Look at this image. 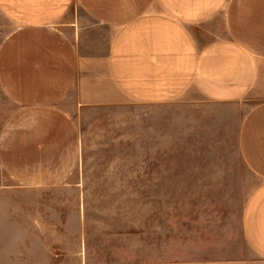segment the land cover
<instances>
[{
  "label": "rangeland",
  "instance_id": "1",
  "mask_svg": "<svg viewBox=\"0 0 264 264\" xmlns=\"http://www.w3.org/2000/svg\"><path fill=\"white\" fill-rule=\"evenodd\" d=\"M214 27L191 28L201 35ZM101 34L84 41L105 49ZM59 108L42 116L15 104L10 116L0 110V127L10 118L0 264H264L240 223L253 179L234 132L205 126L212 105L130 99ZM25 141L42 149L25 156Z\"/></svg>",
  "mask_w": 264,
  "mask_h": 264
},
{
  "label": "crops",
  "instance_id": "2",
  "mask_svg": "<svg viewBox=\"0 0 264 264\" xmlns=\"http://www.w3.org/2000/svg\"><path fill=\"white\" fill-rule=\"evenodd\" d=\"M0 21L3 114L15 104L24 115H49L65 101L212 105L205 126L234 132L253 179L240 223L264 260V0H0ZM209 21L214 28L192 31ZM97 32L105 49L84 41ZM42 146L25 141L23 153Z\"/></svg>",
  "mask_w": 264,
  "mask_h": 264
}]
</instances>
